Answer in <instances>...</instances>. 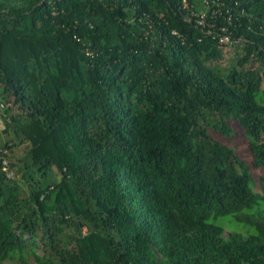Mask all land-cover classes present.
I'll list each match as a JSON object with an SVG mask.
<instances>
[{"label": "trees", "instance_id": "obj_1", "mask_svg": "<svg viewBox=\"0 0 264 264\" xmlns=\"http://www.w3.org/2000/svg\"><path fill=\"white\" fill-rule=\"evenodd\" d=\"M206 1L0 0V264H264V0Z\"/></svg>", "mask_w": 264, "mask_h": 264}, {"label": "built area", "instance_id": "obj_2", "mask_svg": "<svg viewBox=\"0 0 264 264\" xmlns=\"http://www.w3.org/2000/svg\"><path fill=\"white\" fill-rule=\"evenodd\" d=\"M204 3L208 4V2L206 0ZM183 7L188 8V5H187V3H185V1L183 2ZM212 13L214 14V11H212ZM191 14L195 15V22H196L198 27L203 29L206 33H213L218 38V40L220 42L224 43L225 45H231L232 43H234V41L241 40V39H233L227 33V29L223 25L218 26L216 29L210 28L211 26L208 23L207 18H206V16H207L206 11H202L200 13L191 12ZM227 21H228V18H227ZM8 106H10L9 102L0 101V111H3ZM3 128H4V122H3L2 118L0 117V129H3ZM8 151H9V149L7 147H4V149L2 150L3 153H7ZM1 163H2L1 169L5 172V176L8 178L12 177V172L9 169L7 160L2 159Z\"/></svg>", "mask_w": 264, "mask_h": 264}, {"label": "rangeland", "instance_id": "obj_3", "mask_svg": "<svg viewBox=\"0 0 264 264\" xmlns=\"http://www.w3.org/2000/svg\"><path fill=\"white\" fill-rule=\"evenodd\" d=\"M231 55V54H230ZM233 56V55H232ZM226 62H227V59H225L224 61H223V63L222 64H226ZM235 128H234V131H233V133H232V137H225V136H222L221 134H219L218 132H213V131H210V134L215 138V139H217V140H219V141H221V142H230V140L232 141V143L234 144V147H236L237 148V150H240L241 151V155L243 154L244 156H245V145H244V142H243V138H242V136L241 135H239V133L237 132V128H236V126H234ZM1 138L3 139V136H1ZM5 138V137H4ZM231 143V142H230ZM25 149H24V146H23V144H21V145H19V146H17L15 149H14V156L15 157H13L14 158V160L16 159V158H18V157H20V156H23L24 155V153H25V151H24ZM259 173V170L258 171H255L254 172V176L255 177H257L258 174ZM254 189L255 190H258L259 189V187H258V182H257V179H255V186H254ZM229 229L230 228H228V226H225V234H228V232H229ZM245 230L246 229H244V228H242L241 227V229H240V231L241 232H245ZM27 259H28V261H29V264H35L34 263V261L32 260V257L29 255V254H27ZM5 264H22L21 262H20V260H18V259H15V260H7L6 262H5Z\"/></svg>", "mask_w": 264, "mask_h": 264}]
</instances>
